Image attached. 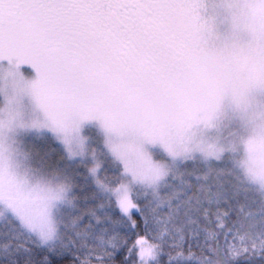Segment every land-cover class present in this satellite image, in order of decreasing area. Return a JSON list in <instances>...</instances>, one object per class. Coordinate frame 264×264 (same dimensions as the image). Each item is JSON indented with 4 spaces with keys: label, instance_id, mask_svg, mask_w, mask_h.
I'll list each match as a JSON object with an SVG mask.
<instances>
[{
    "label": "snow or ice",
    "instance_id": "obj_1",
    "mask_svg": "<svg viewBox=\"0 0 264 264\" xmlns=\"http://www.w3.org/2000/svg\"><path fill=\"white\" fill-rule=\"evenodd\" d=\"M0 264H264V0H0Z\"/></svg>",
    "mask_w": 264,
    "mask_h": 264
}]
</instances>
